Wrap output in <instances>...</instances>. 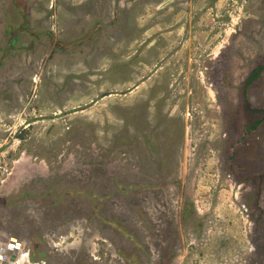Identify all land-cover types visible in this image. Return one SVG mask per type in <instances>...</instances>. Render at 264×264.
<instances>
[{"label": "rangeland", "instance_id": "1", "mask_svg": "<svg viewBox=\"0 0 264 264\" xmlns=\"http://www.w3.org/2000/svg\"><path fill=\"white\" fill-rule=\"evenodd\" d=\"M243 90L264 110V0H0V243L257 264L264 112L241 139Z\"/></svg>", "mask_w": 264, "mask_h": 264}, {"label": "flooded vegetation", "instance_id": "2", "mask_svg": "<svg viewBox=\"0 0 264 264\" xmlns=\"http://www.w3.org/2000/svg\"><path fill=\"white\" fill-rule=\"evenodd\" d=\"M251 71L252 72H250V74L247 76V78L244 79L245 80L244 86H245V84L248 85L251 81L256 79L252 75L257 74L256 72L258 70L253 69ZM253 71H255V72H253ZM241 94H242V97L244 98V100L246 101V103L242 104L243 109H241L242 113H244V116H243L244 121H243V123H241V125L243 126V135L241 136V139H242L244 135H247L248 131H251L253 129L252 126L254 124L258 123L259 120L256 119V114L260 113V112L263 113L264 110L261 108L259 109V108L251 107V104L248 101V95L246 94V92L244 90ZM245 120H246V124H245ZM237 144H240V142H237ZM262 173L263 174H260V176H259L261 184L264 181V171ZM258 191L259 192H258V200H257V208H258L257 210H258L260 215L257 216V221L255 223V231H258L260 237L258 239V243L255 242L254 244H255V249L257 251L256 254L259 256L257 264H264V210L259 208V204L261 202V197H262L264 190H262L260 187ZM28 259H29V256H28ZM29 261H30V259H29Z\"/></svg>", "mask_w": 264, "mask_h": 264}, {"label": "water", "instance_id": "3", "mask_svg": "<svg viewBox=\"0 0 264 264\" xmlns=\"http://www.w3.org/2000/svg\"><path fill=\"white\" fill-rule=\"evenodd\" d=\"M20 246H21V243L19 241H17L16 238L12 237L11 240L9 241V246L7 247L8 250L10 248H13L12 252L9 253L10 257L4 258V257L0 256V264H18V259H17L18 251L16 252V249H19ZM0 252H3V250H1ZM28 262H29V260H28Z\"/></svg>", "mask_w": 264, "mask_h": 264}, {"label": "bare ground", "instance_id": "4", "mask_svg": "<svg viewBox=\"0 0 264 264\" xmlns=\"http://www.w3.org/2000/svg\"><path fill=\"white\" fill-rule=\"evenodd\" d=\"M14 242V241H13ZM22 243V242H21ZM9 246V244H5L2 245V243H0V249L3 250V252H0V256L6 258V257H10V254L12 252L13 248H10L9 250L7 249V247ZM0 250V251H1ZM18 251V264H39L37 262H32L31 260L28 262V253L27 252H20L19 249H16V252ZM22 251V250H21ZM40 264H45V263H40Z\"/></svg>", "mask_w": 264, "mask_h": 264}, {"label": "trees", "instance_id": "5", "mask_svg": "<svg viewBox=\"0 0 264 264\" xmlns=\"http://www.w3.org/2000/svg\"><path fill=\"white\" fill-rule=\"evenodd\" d=\"M257 124H258V123L254 124V125L252 126V128H255ZM249 130H250V129H249Z\"/></svg>", "mask_w": 264, "mask_h": 264}]
</instances>
